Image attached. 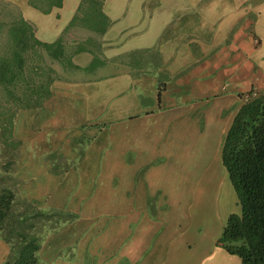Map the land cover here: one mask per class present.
<instances>
[{"label": "crops", "instance_id": "0c3cea01", "mask_svg": "<svg viewBox=\"0 0 264 264\" xmlns=\"http://www.w3.org/2000/svg\"><path fill=\"white\" fill-rule=\"evenodd\" d=\"M66 1L60 4V0H0V17L8 22V13H13L14 17L23 15L34 25L41 39L53 41L73 18L80 3L72 12H66ZM143 2L140 1L137 12H111L106 0L105 13L111 26L100 39L104 40L108 60L98 58L102 64L94 71L85 72L92 74L109 68L111 71L103 75L102 82L101 76L79 81L104 86L103 110L109 108L107 103L113 102L111 92L116 91L115 96L123 97L119 103L113 102L110 111L120 114L118 121L123 123L118 127L119 132L114 121L110 125L118 136L113 154H117L120 162L119 195L128 194L123 201L133 198L142 209L138 206L131 209L127 202L122 208L120 201V212L124 214L120 235L124 227L127 233L120 237L119 258L110 262L118 264L124 257L129 264H243L238 255L227 252L218 242L226 224L221 221L217 204L200 201L204 191L201 193L194 183L200 172L204 174L206 161L194 157L198 152L193 147L201 145L193 144L197 143L204 127H208L217 134L216 155L218 150L222 153L225 136L247 100L248 92H264L262 69L240 52L249 44L246 42L248 32L243 34L240 46L232 45L227 51L220 47L224 42L218 38L223 40L228 33L224 29L217 30L221 27L220 21L224 27L233 24L238 25L235 27L238 29L254 25L258 30L262 16L259 14L254 20V12H249L253 17H249L248 12H143ZM179 16L190 17V22H175ZM216 21L214 29L212 25ZM173 25L177 27L175 33L195 31L197 37L161 40ZM189 25L193 29L189 30ZM80 30L92 36L95 33ZM210 47L219 50L209 57L206 50ZM232 53L236 54L228 64L236 65L230 70L225 68L227 61L217 59ZM93 58L92 52L82 51L74 59L78 65L86 67ZM227 78L238 79L240 85L230 88ZM134 82L146 90L150 88L148 103L140 108L127 105L133 95L126 92V87ZM232 89L234 93L229 91ZM103 134L108 146V130ZM184 143L190 144L183 146ZM154 161H158L157 165H153ZM209 167L213 169L215 165ZM139 171L141 189L137 192L133 188L137 186ZM219 192L214 190L218 200ZM234 212L230 210L229 214Z\"/></svg>", "mask_w": 264, "mask_h": 264}, {"label": "rangeland", "instance_id": "374dc122", "mask_svg": "<svg viewBox=\"0 0 264 264\" xmlns=\"http://www.w3.org/2000/svg\"><path fill=\"white\" fill-rule=\"evenodd\" d=\"M80 1L67 0L68 5L65 11L72 12L74 6ZM140 1L142 0H108L109 6L107 9H111V12H120L121 10V12L124 10L137 12ZM143 1V12H248V14L254 12V17L252 14L248 15L249 17L252 16L254 20L261 14L262 17L258 20V26H260L258 30L254 25L249 28L246 25L248 29L246 27L237 29L235 27L238 25L233 26V24L224 27L223 21H220L221 27L217 30L224 29L229 34H224L223 40L218 38L219 41L224 42L220 44V47L226 48L227 51L230 50L232 45L238 46L237 44H239L240 46L243 34L248 32L246 42L249 44L244 51L240 50V52L249 61L259 66L264 74V0ZM224 21L227 22L226 19ZM217 23L216 21V24L212 25L214 29ZM191 33H178L176 35L175 32H172L164 40H178L182 36L192 35ZM89 35L87 31L80 29L70 31L68 33V46L71 45L72 48H75L78 42ZM93 36L100 40L99 46L93 47L94 57L107 61L104 40L100 39L101 37L95 33ZM255 38H257L256 41ZM218 50L219 48L210 47L206 52L210 57ZM235 54L232 53L223 58L220 56L217 61L219 59L227 61L225 68L232 70L236 64L228 63L231 62L230 59ZM44 56L46 62L54 68L55 72L53 74L58 77V80L71 84L69 88L61 86L52 101H45V104L53 102V115L49 121L45 120V115H43L45 111L43 110L51 108H41V115L38 114V109L20 110V116L14 119V136L19 139L18 153L16 151L15 153L12 152V147H10L13 146V137H9L7 140L9 145L3 143V140L0 139V176H2L3 170L1 166L6 160L5 156L9 157L7 160L22 161V169L27 177H23L22 173L19 172L21 180L16 178L18 181L16 189L24 198L22 199L24 202L23 207L33 209V205H36L50 210L56 207L66 212V216L53 217L46 223L45 230L48 229V234L42 239L44 264H113L110 260L120 256V237L127 233L124 227L123 233L120 235V230L123 228L121 219L124 214L120 212L119 203L121 201L122 208L126 202L131 209H136L135 206L141 208L138 202H134L133 198L123 201L125 197H128V194H122L121 197L119 195V182L122 179L119 175L120 162L117 154H113L118 136L110 129V125L114 121L113 123L117 125L119 132L118 127H122L123 123L118 121L120 114L115 113L114 115L110 111L113 102L119 103L123 97L115 96L116 91L111 92L110 96L114 95L113 102L107 103L109 108L103 110L101 106L105 105L106 99L104 86L101 84L96 86L92 83L83 84L79 81L101 76L100 81L102 82L103 75L110 72L111 68L103 71L98 69L95 73L87 74L83 70L65 69L63 65L50 58L48 54ZM227 80L231 83L230 88L240 85L238 79L227 78ZM126 89L128 94L133 95L129 98L127 105H136L131 107L140 108L148 103L149 87L146 90L141 88L140 84L134 82L129 83ZM229 91L235 92L233 89ZM254 93L256 92L254 91ZM95 122L99 123L96 135L85 136L84 133H88L89 124ZM2 128L1 126L0 138L3 132ZM208 129V127H204V130H199L201 134L197 143L193 144L201 145L193 147V150L198 152L194 154V157L206 161V167H204L206 170L204 174L200 172L194 186L199 188L201 193L204 191L200 201L212 202L213 205L217 204V211L220 210L219 216L223 221V225H225L230 215L229 211L240 213L241 206L238 203L237 193L231 183L227 169L221 161L220 150H218L219 154L216 155L217 144L215 139L217 134ZM107 130L108 146L103 134H107ZM73 136L77 141H74ZM63 137H68L69 140L73 139V142L69 144L72 148L70 154H65L62 151L64 146L62 144ZM184 137L188 138V135H184ZM189 140H192V138L189 137ZM186 144L190 143H184L183 146ZM95 148L101 151L94 152ZM108 148H110V151ZM212 158L213 160H211ZM157 163L158 161H154L153 165H157ZM212 164L215 165L213 169L209 167ZM141 171L138 172L135 181L137 186H132L134 187L133 190L137 192L141 189ZM3 172L5 171L3 170ZM16 173L15 171L8 174L11 179L7 183L11 184L13 182ZM127 179L129 180L130 177H127ZM48 180H50L48 182L50 184H47ZM21 184L22 187L20 188ZM215 189L216 192L220 191L219 200L217 194L214 193ZM57 218L59 219L57 220ZM45 230L43 231L45 232ZM7 250V244L0 237V264L6 260ZM118 264L129 263L123 257Z\"/></svg>", "mask_w": 264, "mask_h": 264}, {"label": "trees", "instance_id": "16d2710c", "mask_svg": "<svg viewBox=\"0 0 264 264\" xmlns=\"http://www.w3.org/2000/svg\"><path fill=\"white\" fill-rule=\"evenodd\" d=\"M105 4L106 0H81L73 18L53 41L41 39L34 25L23 15L14 17L13 13H8V22L5 17H0V127H3L0 139L9 145L7 140L13 137L12 152H17L19 143L14 136V119L20 116V110L38 109L41 115V108H51L43 110L45 120L49 121L53 115V102L45 104V101H52L61 86L69 88L71 84L58 80L53 74L54 68L46 62L45 54L65 69L94 71L102 64L94 57L88 66L78 65L74 59L76 55L82 51L93 53V47L99 46L100 42L96 36L89 35L72 48L68 46V33L80 28L103 36L111 26ZM187 17L179 16L175 22H190L191 18ZM175 27L167 29L161 40L174 33ZM188 27L193 29L191 25ZM191 34L186 37L190 36V40L197 37L195 31ZM130 55L136 56L135 53ZM98 125V122L89 124L88 133L84 135H96ZM73 139L77 141L74 136ZM73 139L62 138L65 154L72 152L69 144ZM221 157L237 193L241 212L229 215L218 242L227 252L238 255L243 264H264V92L250 96L239 108L225 136ZM5 158L1 166L5 172L2 170L0 176V237L8 250L2 264H44L42 239L48 234L46 223L53 217L66 216V212L56 207L52 210L36 205L33 209L23 207L24 198L16 189V178L21 180L19 172L27 177L22 161ZM15 171L13 182L7 183L11 179L8 174ZM48 182L50 180L47 181L50 184Z\"/></svg>", "mask_w": 264, "mask_h": 264}, {"label": "clouds", "instance_id": "9594fccd", "mask_svg": "<svg viewBox=\"0 0 264 264\" xmlns=\"http://www.w3.org/2000/svg\"><path fill=\"white\" fill-rule=\"evenodd\" d=\"M257 93H254V90L252 91V93H248L247 96H246V99L249 98L250 96H254L256 95Z\"/></svg>", "mask_w": 264, "mask_h": 264}, {"label": "bare ground", "instance_id": "6f19581e", "mask_svg": "<svg viewBox=\"0 0 264 264\" xmlns=\"http://www.w3.org/2000/svg\"><path fill=\"white\" fill-rule=\"evenodd\" d=\"M74 13V12H73Z\"/></svg>", "mask_w": 264, "mask_h": 264}]
</instances>
